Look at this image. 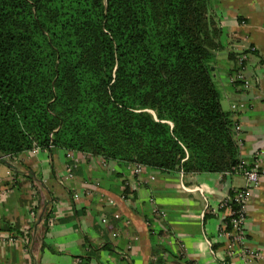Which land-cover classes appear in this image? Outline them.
I'll return each mask as SVG.
<instances>
[{
  "label": "trees",
  "instance_id": "obj_1",
  "mask_svg": "<svg viewBox=\"0 0 264 264\" xmlns=\"http://www.w3.org/2000/svg\"><path fill=\"white\" fill-rule=\"evenodd\" d=\"M219 33L211 0H0V157L60 148L234 172Z\"/></svg>",
  "mask_w": 264,
  "mask_h": 264
},
{
  "label": "crops",
  "instance_id": "obj_2",
  "mask_svg": "<svg viewBox=\"0 0 264 264\" xmlns=\"http://www.w3.org/2000/svg\"><path fill=\"white\" fill-rule=\"evenodd\" d=\"M211 4L220 31L213 68L222 104L240 124V158L260 162L245 223L248 246L260 255L247 264H264V0ZM250 46L256 51L244 89L229 76L237 54ZM239 102L245 108L233 111ZM75 155L79 164L70 178L66 149L28 150L0 161V237L17 238H0V264L229 263L219 236L227 216L221 203L246 185L243 174L149 168L135 175L128 163ZM125 183L131 194L124 199Z\"/></svg>",
  "mask_w": 264,
  "mask_h": 264
},
{
  "label": "built area",
  "instance_id": "obj_3",
  "mask_svg": "<svg viewBox=\"0 0 264 264\" xmlns=\"http://www.w3.org/2000/svg\"><path fill=\"white\" fill-rule=\"evenodd\" d=\"M256 51L255 46H250L246 50L239 52L236 56V67L232 75L229 76V82L240 83L244 89L251 86V81L248 76V65L250 56ZM244 102L233 103L232 110L239 111L245 108ZM240 124L235 123V130H240ZM239 147L240 142L238 141ZM40 148H34L33 151H38ZM89 157L93 156L91 153L85 152ZM68 163L66 164V177H73L74 171L79 164V159L75 155V150L67 151ZM16 155H4L0 157L1 160H14ZM128 168L133 174H142L148 168L142 163H128ZM234 172L243 174L247 183L244 187L238 188L233 193L228 195L221 203V207L227 210V216L221 225L219 236L223 238V247L226 253L228 264H247L250 260L257 258L259 252L252 250L248 246V234L246 230V212L247 202L250 195V190L257 185L260 179V162H249L246 159H241ZM131 194L128 183H125L123 188L122 198H128ZM32 216L36 215V205L30 208ZM2 239L15 240L17 239L13 234L7 233L0 237ZM236 260V261H233Z\"/></svg>",
  "mask_w": 264,
  "mask_h": 264
}]
</instances>
